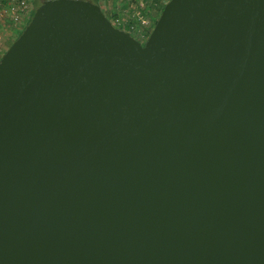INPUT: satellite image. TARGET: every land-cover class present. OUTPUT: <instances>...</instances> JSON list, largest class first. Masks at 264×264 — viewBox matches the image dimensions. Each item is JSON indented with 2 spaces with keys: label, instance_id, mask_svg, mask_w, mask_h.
<instances>
[{
  "label": "water",
  "instance_id": "water-1",
  "mask_svg": "<svg viewBox=\"0 0 264 264\" xmlns=\"http://www.w3.org/2000/svg\"><path fill=\"white\" fill-rule=\"evenodd\" d=\"M0 264H264V0L142 44L42 1L0 56Z\"/></svg>",
  "mask_w": 264,
  "mask_h": 264
},
{
  "label": "built area",
  "instance_id": "built-area-1",
  "mask_svg": "<svg viewBox=\"0 0 264 264\" xmlns=\"http://www.w3.org/2000/svg\"><path fill=\"white\" fill-rule=\"evenodd\" d=\"M148 1L139 0L136 6L132 5L130 10L133 13L130 17H117L114 21L107 18V20L113 27L128 33L134 39H142L144 38L143 27L150 23V16H152L144 13ZM128 9L123 13H127ZM30 14L31 10L26 0H0V41L6 36V33L9 34L10 28L14 29L20 25L30 17Z\"/></svg>",
  "mask_w": 264,
  "mask_h": 264
},
{
  "label": "rangeland",
  "instance_id": "rangeland-1",
  "mask_svg": "<svg viewBox=\"0 0 264 264\" xmlns=\"http://www.w3.org/2000/svg\"><path fill=\"white\" fill-rule=\"evenodd\" d=\"M26 1H27L29 8L31 10V14H30V17H31L33 10L44 0H26ZM85 1H87V0H85ZM98 1H99L98 5L101 8V10L108 17V19H110L112 21H114V16L112 15V13H117L118 15H121L123 12L122 10H124L125 5L130 3L129 0H98ZM167 1L168 0H157V1H153L150 4L148 1L146 3V5H148L146 10L150 15L154 16L157 19L158 18L157 15H159L158 11L160 9V6L162 5V7H163V5ZM30 17L27 18L26 20H24L20 25L14 27V29L10 28V30H8L9 34L6 33V36H4L1 39V41H0V56L4 53V51L7 49V47L14 41V39L20 34V32L22 31L24 26L28 23ZM153 25L154 24L152 22L145 25V27H143V37L144 38L139 39L137 41L144 42L145 39L147 38L148 34L150 33Z\"/></svg>",
  "mask_w": 264,
  "mask_h": 264
},
{
  "label": "flooded vegetation",
  "instance_id": "flooded-vegetation-1",
  "mask_svg": "<svg viewBox=\"0 0 264 264\" xmlns=\"http://www.w3.org/2000/svg\"><path fill=\"white\" fill-rule=\"evenodd\" d=\"M87 1H89V2H91L90 0H87ZM130 1V3L129 4H127V5H125V7H124V10H122V11H125V10H127L128 8V12L127 13H123L122 12V14L121 15H118L117 13H112V15L114 16V19L115 18H117V17H123V16H125V17H130L131 16V14L133 13V11H131L130 10V8H131V6L133 5V6H136L137 5V3H138V1L139 0H129ZM142 1H148V0H142ZM153 1H157V0H149V2L150 3H152ZM99 2V1H98ZM137 2V3H136ZM92 3V2H91ZM95 4V3H94ZM96 5H98V4H96ZM128 5H129V7H128ZM99 6V5H98ZM148 7V6H147ZM146 7V8H147ZM146 8H145V10H144V13L145 14H149L148 12H147V10H146ZM99 9L101 10V8L99 7ZM101 12H102V14L105 16V17H107L105 14H104V12L101 10ZM150 15V14H149ZM151 17V19L154 17V16H150ZM108 18V17H107ZM139 42V41H138ZM140 43L142 44L143 42H141L140 41Z\"/></svg>",
  "mask_w": 264,
  "mask_h": 264
},
{
  "label": "trees",
  "instance_id": "trees-1",
  "mask_svg": "<svg viewBox=\"0 0 264 264\" xmlns=\"http://www.w3.org/2000/svg\"><path fill=\"white\" fill-rule=\"evenodd\" d=\"M92 3H95V4H98L99 2H98V0H90ZM161 9H162V5L160 6V9H159V11H158V14L160 13V11H161ZM158 16V15H157ZM106 19H107V17H106ZM155 21H156V18L155 17H153L151 20H150V22H152L153 24L155 23Z\"/></svg>",
  "mask_w": 264,
  "mask_h": 264
}]
</instances>
